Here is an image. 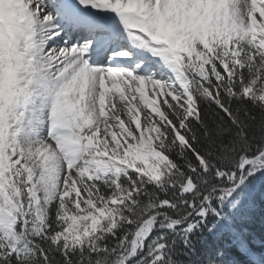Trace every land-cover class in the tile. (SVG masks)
<instances>
[{"label":"snow or ice","instance_id":"6c2138e0","mask_svg":"<svg viewBox=\"0 0 264 264\" xmlns=\"http://www.w3.org/2000/svg\"><path fill=\"white\" fill-rule=\"evenodd\" d=\"M257 213L264 0H0V264H264Z\"/></svg>","mask_w":264,"mask_h":264},{"label":"trees","instance_id":"16d2710c","mask_svg":"<svg viewBox=\"0 0 264 264\" xmlns=\"http://www.w3.org/2000/svg\"><path fill=\"white\" fill-rule=\"evenodd\" d=\"M257 117L259 118V114L257 113ZM251 236H249V240L253 247L259 250L261 243L264 242V224H262L261 217L259 213H257L255 217V223L250 228ZM179 259L182 261H186L187 257L181 254Z\"/></svg>","mask_w":264,"mask_h":264}]
</instances>
